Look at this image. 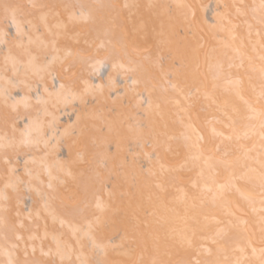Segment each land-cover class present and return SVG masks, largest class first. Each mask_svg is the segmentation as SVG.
Wrapping results in <instances>:
<instances>
[{
  "label": "bare ground",
  "instance_id": "1",
  "mask_svg": "<svg viewBox=\"0 0 264 264\" xmlns=\"http://www.w3.org/2000/svg\"><path fill=\"white\" fill-rule=\"evenodd\" d=\"M35 2L80 5L83 7L71 10L77 16L81 11L89 14L87 24L69 25L72 39L58 41L55 52L50 44L46 50L26 45V40L15 35L10 22L0 17V135L5 131L12 135L11 128L3 123L7 117L18 130L17 140L21 139L19 130L28 125L30 138L40 142L38 150H28L36 161L29 165L32 184L48 191L52 178L60 197L52 202V208L67 225L61 227L45 217L48 231L74 243L69 227L82 229L85 220H92L97 214L95 197L99 196L115 209L110 213L111 226L102 236L97 232L98 239L115 245L107 249L108 264H191L193 258L212 261L216 245L208 237L224 244L231 258L239 255L231 249L237 242L242 243L243 230L248 235L255 234L252 246L259 249V219L264 213L260 211L258 182L238 178L249 166L258 168L259 129L257 135L247 138L242 133L245 124L258 125L259 116L253 120L238 117L250 115L244 100L260 108L259 38H249L239 28L233 41L227 31L220 30V21L213 15L223 11L221 5L241 0ZM243 3L258 4L259 0ZM125 4L129 7L125 8ZM148 5L154 7L149 9ZM179 5L195 7V37L184 20L185 9ZM161 6H167L169 15L157 17L142 28L141 22L152 12L159 13ZM61 19L68 23L66 15L62 14ZM241 37L242 51L253 57L251 66L248 59L237 58L232 47L226 46H239ZM201 39L203 47L194 55L193 49ZM25 45L35 56L31 63L24 54ZM97 61H104L103 66ZM133 64L137 65L134 72L125 73L121 68ZM109 77L114 81L111 92L107 87ZM61 84L64 89L59 87ZM96 84L104 86V96L108 98L104 103L97 104L88 95L85 106L68 94L69 86L80 96L89 86L94 90ZM112 97L117 98L116 105ZM85 112H90L87 118ZM230 116L236 132L226 126ZM70 126L85 133L71 154L72 140L63 135ZM237 133H241L239 140ZM229 136L231 139H225ZM254 141L256 149L245 156L239 146L251 148ZM209 156L212 159L206 160ZM69 160L72 163H67ZM58 161L71 169V178L60 170ZM17 166H23V157L17 159ZM5 170L0 162V177ZM229 173L235 178V187L229 182ZM106 190L114 198L106 196ZM77 201L82 202L83 211L69 213L66 206ZM37 206L38 198L32 193L21 212ZM182 236L191 237V247L181 243ZM33 243L38 245L37 259L51 264V258L40 256L39 248L47 251L55 247L54 242L46 238ZM201 246L209 248L211 255L204 254ZM246 255L258 262L260 253L253 258L248 248Z\"/></svg>",
  "mask_w": 264,
  "mask_h": 264
},
{
  "label": "snow or ice",
  "instance_id": "2",
  "mask_svg": "<svg viewBox=\"0 0 264 264\" xmlns=\"http://www.w3.org/2000/svg\"><path fill=\"white\" fill-rule=\"evenodd\" d=\"M74 7L82 8L83 6H71L64 4L55 3H37L35 0H28L27 3L20 2H6V0H0V17L4 20L10 22L12 27L15 29V35L20 37L22 40H26V45H36L38 49L46 50L49 44L52 50L58 51L56 45L61 39H72L69 34L70 24H87L89 21V14L87 12L81 11L77 16L75 11L71 9ZM125 8L129 5L125 4ZM139 8V5L133 6ZM151 9L152 5L147 6ZM185 9L184 20L187 22L188 28L192 31L193 36H196V28L192 24L195 18L196 11L195 7L192 5H179ZM201 6V10H202ZM223 11L214 12L215 18L220 21V30L227 31L230 38L235 41L236 30L243 28L247 36L251 38L253 35L259 38V55L258 59L260 61L259 71L261 80V91L258 94V102L260 104L259 109L252 107V104L247 100L243 102L248 107L250 115L247 117H238V119L243 120H253L256 116H259L258 125L255 124H245L244 131L242 133L244 138L249 135H257V127L259 129V153L256 163L258 168L249 166L244 173L238 177L243 180H256L258 182L260 194L259 200L261 203V213H264V0H259V3H253L251 5L243 3H233L231 5L224 4L221 5ZM62 14L67 16L68 23H65L61 16ZM169 15L167 6H161V11L159 13L152 12L147 20L141 22V27L146 28L150 23L154 21L155 18L161 16ZM254 26H258L254 30ZM161 28H163V21H161ZM76 35H79L77 33ZM163 35V32L161 33ZM45 36L48 39H45ZM167 42V41H162ZM251 43V40H249ZM24 46V54L28 56L29 63L35 60V56L29 51L27 46ZM21 45L18 43L17 47ZM232 47L233 52L237 58H246L250 62L253 57L247 56L243 51V37H241V42L239 46L236 45H226ZM199 47H203L202 39L197 48L193 49V53L198 54ZM211 51V50H209ZM253 51H256L255 45L253 44ZM9 59V57H6ZM55 59V57H53ZM210 59V57H209ZM231 57L229 60L231 61ZM51 61H49L50 63ZM98 65L103 66L104 61L95 62ZM197 68L199 64L195 65ZM233 65L229 63L228 67L231 68ZM47 67V64L44 65ZM92 67V65H90ZM115 68L116 65L114 64ZM211 67V65H210ZM121 68L125 73L134 72L137 69V65H121ZM94 71H98L94 67ZM66 71V69H65ZM13 74L15 75V69ZM133 84H136L135 79L132 80ZM231 83V81H229ZM237 88L239 86V80L236 82ZM61 89L65 88L64 84L59 86ZM108 91L114 90V81L111 77L108 79ZM175 87V86H173ZM68 94L74 99L78 98L81 104L87 106L88 100L86 97L90 95L97 104L104 103L108 98L104 96V86L101 84H96L94 90L91 86L84 89V93L77 96L76 93L72 92L71 87L68 88ZM237 91V95H238ZM122 95V94H121ZM7 97L5 100L7 101ZM243 100V97H241ZM112 104L116 105L117 98L112 97ZM139 99L137 100V104ZM13 111H15V105L12 106ZM87 118L90 112L84 113ZM80 120V114H77V121ZM6 128H11L12 135L10 136L7 131L0 135V162L6 166V170L2 174V184H0V264H49L48 260L37 259L36 253L38 250V245L33 243V241H43L46 238H50L55 247H49L45 251L42 247L39 248V253L41 257L51 258V264H108L106 259L107 249L110 247H115V245L110 244L108 241L98 239L97 232L102 236L106 228H109L113 221L111 220L110 213L114 212L115 209L109 207L106 201H102L101 197L96 196V203L93 206L96 209L97 214L93 216L92 220H85L82 229L75 226L69 227L71 232V239L74 243H70L67 240L60 238L58 234L50 233L48 231V223L45 222V217L51 223H58L61 227H66V222L62 217L55 214V210L52 208V202L57 201L60 197L57 194L56 188L52 183V178L50 177L47 184L48 191H42L40 188L35 187L32 184L33 172L29 167L30 164L35 163V158L28 155V150L36 149L40 147V142L30 138V133L27 130L28 125L25 129H21L20 136L21 139L17 140L15 133L18 131L15 127L14 122H10L7 117L3 121ZM31 123V118L29 120ZM235 121L230 116L229 125L233 128V132H236L234 127ZM190 127V125H189ZM63 135L71 138L72 144L69 145V151L71 154L72 147L80 142L81 137L85 135L84 130H76L71 126L63 131ZM241 138V133L236 134V139ZM171 139V137H169ZM225 139H231V136L225 137ZM45 147H47V142H45ZM219 146H217L218 149ZM243 151L245 156L247 153L256 149V142H253L251 148L239 146ZM22 149L24 150L22 152ZM81 155V153H77ZM145 155H148L145 153ZM23 157V166H17V159ZM206 160L212 159L211 156L205 157ZM62 165L61 171L64 175L72 177L73 173L70 168L63 167L64 162L58 161ZM67 163H72L69 160ZM227 163V162H224ZM45 171L47 172V166L45 165ZM26 178V179H25ZM234 177L229 173V182L232 187H235ZM62 184L63 181H60ZM218 188H223V185H217ZM239 191V189H237ZM35 193L38 198V206L33 209L28 207L26 212H21V207L24 205L27 199L31 198V194ZM106 196L113 197L112 193L105 192ZM247 198V197H246ZM82 202H74L66 206L69 213L79 209L83 211L81 207ZM61 205L64 206L63 201ZM86 206V205H84ZM43 212V216L41 213ZM231 223V222H229ZM243 223V221H241ZM259 243L261 247L259 249L252 246V240L255 234L248 235L246 230H243V235L241 236V242H237L235 247L231 249L233 253H239V255H233L231 258L227 255L229 251L224 244L218 242L216 239L208 237V239L216 245V258L212 261L209 260H198L193 258L191 264H264V215H261L259 219ZM193 235L195 230L193 229ZM39 232V236L37 233ZM79 232V235L77 233ZM181 243L187 244L188 247L192 246L191 237H180ZM86 242V243H85ZM203 247V246H201ZM85 248L87 251H85ZM251 249L252 257H256V253L259 252L260 256L258 262L250 260L246 255L247 249ZM18 252L21 254L18 256ZM203 252L206 255H211V250L207 247H203ZM199 254V250H197ZM73 256L75 259L73 260ZM222 256V258H221ZM155 264V261L153 262Z\"/></svg>",
  "mask_w": 264,
  "mask_h": 264
}]
</instances>
